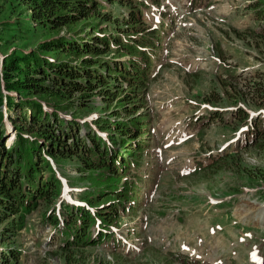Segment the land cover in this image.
<instances>
[{"label":"rangeland","instance_id":"374dc122","mask_svg":"<svg viewBox=\"0 0 264 264\" xmlns=\"http://www.w3.org/2000/svg\"><path fill=\"white\" fill-rule=\"evenodd\" d=\"M16 5L0 0L5 37L17 36L16 27L30 16ZM263 7L264 0L144 1L146 24L162 26L167 37L155 56L154 73L138 95L141 122L151 121L148 149L140 162L133 164L137 156L129 160L122 171L127 179L116 177V187L107 180L122 189L131 178L140 179L128 186L135 187L137 203L135 212H126L112 224L114 237L86 251L89 264H264V139L258 149L244 150L246 141L254 139L250 129L260 128L264 120ZM26 43L20 39L11 47ZM120 104H104L96 97L87 115L84 110L66 115L78 114L81 124L89 121L97 132L94 120L127 119L115 115ZM2 108L7 119L6 105ZM5 126L8 148L15 130L7 120ZM87 129L82 127L80 133ZM100 135L109 144L108 132ZM64 170L70 179L59 173L63 183L55 205L31 212L26 230L10 240L21 250V264H66L56 250L67 236L46 220L47 211L61 219L69 205L86 202L83 198L92 194V187L72 165ZM99 175L104 179L105 173ZM6 247L7 242L0 241V251ZM113 253L125 258L116 259Z\"/></svg>","mask_w":264,"mask_h":264},{"label":"trees","instance_id":"16d2710c","mask_svg":"<svg viewBox=\"0 0 264 264\" xmlns=\"http://www.w3.org/2000/svg\"><path fill=\"white\" fill-rule=\"evenodd\" d=\"M11 1L25 7L30 16L26 24L15 26L17 36H3L4 26L0 27V50L4 52L0 53V241L2 245L7 242L0 251V264H21V250L11 241L26 230L31 212L55 205L63 183L59 173L70 179L66 165L87 177L91 198H83L86 202L82 205H69L70 211L61 219L48 210L46 220L67 236L56 255L60 254L66 264H89L86 251L112 237V224L136 207L135 187L128 190V186L140 179L131 178L119 189L115 188V178L127 179L122 171L128 169L129 160L137 156L133 164L140 162L148 149L151 121L141 122L138 95L148 85L165 34L146 24L142 11L145 0ZM259 11L264 17V7ZM20 39L27 43L11 47ZM125 57L130 58L120 61ZM96 97L104 104L118 100L123 107L115 115L127 119L94 120L96 132L89 121L81 124L78 114L77 118H67L66 113L72 110H84L87 115ZM5 120L15 130L8 148ZM258 126L250 129L248 135L254 139L246 141L244 150L263 146L264 120ZM82 127L88 128L85 134L80 133ZM145 127L147 131H143ZM105 131L109 144L100 135ZM100 172L105 173L104 179ZM107 180L115 182V187ZM10 244L14 248H9ZM94 264L110 263L103 260Z\"/></svg>","mask_w":264,"mask_h":264},{"label":"bare ground","instance_id":"6f19581e","mask_svg":"<svg viewBox=\"0 0 264 264\" xmlns=\"http://www.w3.org/2000/svg\"><path fill=\"white\" fill-rule=\"evenodd\" d=\"M11 137H12V136H11ZM10 139H11V138H10ZM10 142H11V141H10ZM246 214H247V213H246ZM241 215H243V217H242V218H244V217L246 218L245 214H241Z\"/></svg>","mask_w":264,"mask_h":264}]
</instances>
